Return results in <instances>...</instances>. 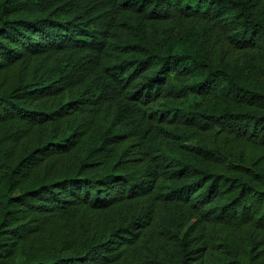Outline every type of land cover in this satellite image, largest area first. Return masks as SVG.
<instances>
[{
    "label": "trees",
    "instance_id": "1",
    "mask_svg": "<svg viewBox=\"0 0 264 264\" xmlns=\"http://www.w3.org/2000/svg\"><path fill=\"white\" fill-rule=\"evenodd\" d=\"M0 264H264V0H0Z\"/></svg>",
    "mask_w": 264,
    "mask_h": 264
}]
</instances>
